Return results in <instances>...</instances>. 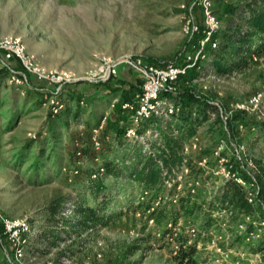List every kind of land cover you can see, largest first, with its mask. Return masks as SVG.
Listing matches in <instances>:
<instances>
[{
    "label": "rangeland",
    "instance_id": "1",
    "mask_svg": "<svg viewBox=\"0 0 264 264\" xmlns=\"http://www.w3.org/2000/svg\"><path fill=\"white\" fill-rule=\"evenodd\" d=\"M225 1L239 3L247 0ZM189 19L200 27L202 25L203 31L205 30L206 18L202 0H0V37L18 36L26 44L28 52L43 66L68 71L74 82L64 87L58 100L63 103L64 108V105L71 102L76 104L81 98L83 112L79 121L70 120L68 131L66 128L60 130L59 140L53 142L49 127L50 115L58 114L63 108L56 111L51 101L36 106L38 98L34 92L15 85L10 74L4 75L0 84L1 215L29 217L37 225L44 226L48 205L54 198L90 197L85 180L91 173L96 179L95 173L106 148L100 150L101 147H94V133L87 130L84 120L100 109L109 111L115 99L108 97L106 86H97L107 81L87 80L90 71L98 67L105 57L117 61L140 57L164 65L180 62L187 52L197 49L200 41L204 39L201 38L198 44L191 41L193 34L189 35L185 31ZM217 19L221 29L223 21L218 17ZM211 59L210 56L203 59L200 76L193 81L195 90L218 103L231 117L237 111H244L248 123L264 120V53L248 69L224 75L218 74L212 68ZM10 65L22 69L16 62H11ZM32 79V84L48 91L47 85ZM117 79H121L120 72L111 80L109 87H117ZM67 89L77 95L75 102ZM179 90L178 83L176 91ZM257 93L263 99L257 108L239 109L240 104ZM118 115V110L113 111L110 114L111 120H115ZM216 120L210 117L198 128L199 146L192 152V156L195 159L208 158V173H202L201 184L195 196L190 193L192 177L184 175L180 180L182 190H178L179 197H191L195 203L190 214L180 209L178 203H164L157 214V222L151 225L144 216L134 212L116 223L78 234L73 253L90 264H109L114 259H119L124 264H173L170 260L172 248L160 240L159 234L168 220L182 224L191 221L201 230L222 231L226 247L246 250L249 257L242 264H261L262 253L251 248L258 241L252 246H232L237 229L222 227L208 216L207 209L214 193L225 181L224 177L215 173L219 170L215 151L225 140L222 152L224 151L233 164L232 158L236 154L231 148L232 138L225 137ZM248 129L243 123L237 124L236 140H232L242 147L240 151L244 161L237 163L246 170L251 182L255 171L250 164V158L254 155L264 157V138L255 142H252L253 139L249 141ZM29 143H32L29 156L19 164L16 153L25 149ZM107 143L111 146L109 149L112 155L118 152L117 141H113L111 137ZM41 146L46 149L42 161L46 160L52 147H56L60 167L53 157L46 160V166L40 174H34L30 168ZM196 174L195 171L194 175ZM106 184L111 185V194L116 198L111 205L113 210H119L116 208L118 206L125 210L127 204L132 202L131 198L139 192L138 187L125 180L113 183L108 178ZM161 210L164 211L163 216L160 214ZM255 217H262V221L264 220V215L259 210ZM132 232L137 235L132 236ZM229 235L232 236L228 239ZM261 239L264 240V233ZM205 241L206 238L200 236L194 243L205 256V264H209L203 244ZM98 243H102V246ZM131 246L139 249L134 254H129ZM57 251L53 255L42 257L36 264H46L49 258L54 259V264H57ZM2 260L3 257L0 256V263Z\"/></svg>",
    "mask_w": 264,
    "mask_h": 264
},
{
    "label": "trees",
    "instance_id": "2",
    "mask_svg": "<svg viewBox=\"0 0 264 264\" xmlns=\"http://www.w3.org/2000/svg\"><path fill=\"white\" fill-rule=\"evenodd\" d=\"M212 2L213 12L223 21V25L213 35V40L218 41L217 47L213 48L211 44H208L205 48V57L210 56L212 58L211 66L220 75L248 69L264 53V0H247L239 3H228L225 0H213ZM204 37L205 34L201 25L199 33H194L191 41L198 44L199 40ZM196 50H193V52H196ZM15 62L21 67L18 61ZM153 63L159 66L164 65L156 62ZM184 63L185 57L180 62H177V64ZM202 63L203 59H201L197 66L188 69L186 74L180 76L178 81L180 84L179 92H166L162 95L180 104V110L173 114L169 121L155 118L144 123L141 131L146 127L152 126L159 133V137L152 142V148L155 152L154 157L144 155L141 145H132L125 138V133L132 125V122L130 115L122 110L121 104L135 99L141 93V80L136 78L135 82H127L123 79H117L119 85L111 88L109 84L115 78L113 77L106 83H99L97 85L108 88V97L120 96L119 104L115 109L118 110L119 115L115 120H111V116H109L106 120V125L98 134L102 143L100 150L105 148L106 150L103 152L98 169L96 170V179L92 177L93 173H91L87 176V180H85L87 181L85 186L88 188V192H90V197L58 196L48 205V216L41 237L51 238L52 241H49L50 245H56V240H62L64 236L66 238L73 235L76 237L83 231L116 223L123 220L124 216H129L134 212L135 214L144 216L147 223L152 218L157 222L156 217L161 206L164 203L170 202H160L157 204L158 194L165 180L173 176L175 169L181 168L184 158V142L196 134L198 128L211 117V114L218 111V106L214 102L202 96L194 88L193 81L199 78ZM8 74H10L9 67L0 66V84L4 75ZM21 87L35 93L36 98H38L36 106H39L41 103H48L52 95L50 91L40 89L34 84ZM66 91L74 97L73 101L75 102L77 95L68 89ZM81 101V98H79L76 104L71 102L68 105H64V108L58 114L50 115L49 127L53 142L59 140L60 130L66 128V131H68L67 128L70 126V120L74 122L79 121L83 114L82 107L80 106ZM216 122L223 129L225 137L228 138L229 135L221 121L217 119ZM239 123H243L249 128V141L253 139L252 142H255L264 138V120L248 123L244 111H237L229 121L230 137L233 140H236L235 131ZM84 124L90 132L98 128L101 124L98 111L92 113L90 118L85 119ZM111 137L113 141H117L119 149L114 155L111 154V150L109 149L111 146L107 143L108 140H111ZM237 143L239 142L237 141ZM31 144L29 143L25 149L16 153V159L19 164L29 156L28 151L32 146ZM120 149L122 150L121 152ZM45 152V147L41 146L38 154L34 157V162L30 168L34 174H40L46 166V160L49 161L53 157L56 158L55 162L60 167V157L56 147L53 146L46 160L42 161ZM250 160L253 163L255 177L260 186L259 198L264 200V157L254 155ZM160 161L163 166L160 165ZM232 161L235 164L234 171L237 172L238 176L249 182L250 177L246 170L239 167L235 158H232ZM188 165L194 168L192 162L189 161ZM165 170H167V173L164 172ZM198 173L201 174L200 171ZM108 178H111L113 183H120L125 180L138 187L139 192L137 196L131 198V201L134 203L127 204L125 210L119 206L116 207L119 210L111 209V205L116 201V198L111 194V185L106 184V179ZM142 197L146 198L142 200ZM190 198L179 197L177 202L179 208H182L186 214H190L195 208V203ZM67 208H71L72 210V215L68 217L63 215V211ZM227 208L232 209L234 212L230 228L235 227L237 229L236 226L239 223H244L247 217H252V223L249 224L246 232L254 228V221H262V217H255L258 210L264 215L260 204L253 205L248 200V191L236 178L228 180L214 193L212 202L207 209L208 216L211 217L212 221L215 220L218 223V218H215L213 213L218 209ZM161 211L162 213L160 214L163 216L164 211ZM147 212L149 213L147 214ZM170 233L171 229L165 226L160 240L172 248L170 260L173 264H205V256L199 250L200 247L194 242L188 243L186 233L181 234L178 238L181 246L175 253L172 242L167 239ZM246 236L247 234L240 235L237 233L232 241V246H245L247 244L252 246L253 244L246 240ZM253 246L255 247L251 248L255 252L262 253V260L264 261V240H258V243ZM138 249L139 247L137 246H131L128 253L134 254ZM0 256L3 257L1 249ZM0 264L8 263L3 258ZM109 264L124 263L119 259H114L110 260Z\"/></svg>",
    "mask_w": 264,
    "mask_h": 264
},
{
    "label": "built area",
    "instance_id": "3",
    "mask_svg": "<svg viewBox=\"0 0 264 264\" xmlns=\"http://www.w3.org/2000/svg\"><path fill=\"white\" fill-rule=\"evenodd\" d=\"M213 0H202L205 10V37L196 52H187L185 54V63H169L163 66L156 65L143 58H126L123 60H114L108 57L103 58L102 63L91 70L87 80L90 82H106L119 74L121 65H125L132 70L141 80V93L133 100L125 101L121 104L124 112L130 115L132 125L125 133L126 140L134 145L142 146V152L146 156H155L152 148V142L159 137V133L152 128L146 127L143 131L145 122L152 119H160L169 121L171 116L177 113L181 106L171 98L165 96L163 93H175L180 76L187 73L188 69L197 66L201 59L205 58V48L211 44L213 48L218 45L217 40H213V35L220 28V23L213 12ZM187 34L191 35L200 31L198 26L192 19L187 21L185 26ZM18 61L22 69L13 68L11 62ZM0 66H7L10 69L11 81L17 86H30L33 82L32 78L47 85L46 90L52 93L51 105L58 108H63V103L58 100V96L64 91V87L74 82L72 75L65 70H53L43 66L34 55H31L22 38L15 35H7L0 37ZM260 93L251 95L245 102L238 107L240 110L255 109L262 101ZM119 99H113L109 111H107L101 119V124L98 128L93 129L94 147L99 149L102 146L101 140L98 137L100 130L105 126L107 118L115 111ZM218 111L211 114L212 118L219 119L230 137L229 121L231 119L230 113L223 109L218 103ZM231 138V137H230ZM199 131L193 135L188 141L183 144V163L180 169H175L173 176L167 178L162 185V189L157 197V204L160 202H174L177 203L180 192L182 190V183L180 180L184 175L192 177V184L190 193L195 196L198 186L201 184L200 178L202 173H208L207 162L208 158L203 157L195 159L192 152L199 146ZM231 148L234 150L236 162L243 163L244 159L241 155L240 145L233 143L231 139ZM225 140L222 141L218 150L215 151L219 170L215 173L224 177L225 184L228 180L236 178L248 191V200L253 204H260L264 212V200L259 198L260 186L255 177V172L252 174V181L247 182L238 176L234 171V164L226 156L222 148H224ZM192 162L194 168H191L188 163ZM252 167L253 163L250 160ZM160 165H162L160 161ZM196 171V175L194 172ZM200 171L201 174L198 172ZM167 173V170L164 171ZM177 188V191H176ZM179 190V191H178ZM218 191V189L216 190ZM215 191V192H216ZM154 193V192H153ZM146 198V197H145ZM144 197L141 199L144 200ZM72 214L71 208L63 211V215L68 217ZM215 218H218V224L222 227H229L231 219L234 216L232 209H218L213 213ZM155 219L149 220V224L153 225ZM252 223V217H247L246 222L239 223L237 231L240 235L247 234L246 240L252 244L260 240L264 233V220L254 221V228L248 232V226ZM165 226L171 229V233L167 239L172 242L173 251L176 253L181 246L178 238L181 234L186 233L188 236V243H193L199 237H205L206 241L203 243L208 254L209 264H242L244 260L248 259V252L244 249H234L226 247L223 243L222 231L218 230H201L191 221L185 224L168 220ZM44 226L37 225L29 217H6L0 214V249L3 258L8 264H36L42 257L53 255L57 250L59 257L57 264H90L88 261L80 260L75 253H73V245L77 239L74 235L72 237H63L62 240H56V245H50L51 238H43L41 234ZM93 231V229H89ZM162 233L159 235L161 236ZM136 236L135 232L131 233ZM232 235L228 236V239ZM102 246V243H98ZM260 257V255L258 254ZM260 263L264 264L262 257ZM46 264H54V259L49 258Z\"/></svg>",
    "mask_w": 264,
    "mask_h": 264
},
{
    "label": "crops",
    "instance_id": "4",
    "mask_svg": "<svg viewBox=\"0 0 264 264\" xmlns=\"http://www.w3.org/2000/svg\"><path fill=\"white\" fill-rule=\"evenodd\" d=\"M120 72V78L127 81V82H135L136 78H138V76L136 75V73H134L132 70L130 72V69L128 67H120L119 69ZM120 96H115L114 98H119ZM97 110V108H96ZM107 111H104V109H100V111H98V115L100 117V119H102V117L104 116V114Z\"/></svg>",
    "mask_w": 264,
    "mask_h": 264
}]
</instances>
